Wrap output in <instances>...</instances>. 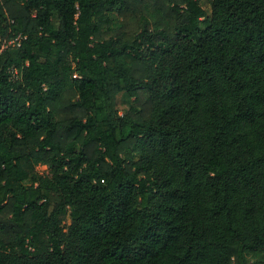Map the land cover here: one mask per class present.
<instances>
[{"label": "trees", "instance_id": "1", "mask_svg": "<svg viewBox=\"0 0 264 264\" xmlns=\"http://www.w3.org/2000/svg\"><path fill=\"white\" fill-rule=\"evenodd\" d=\"M200 1L0 0V264H264V0Z\"/></svg>", "mask_w": 264, "mask_h": 264}, {"label": "rangeland", "instance_id": "2", "mask_svg": "<svg viewBox=\"0 0 264 264\" xmlns=\"http://www.w3.org/2000/svg\"><path fill=\"white\" fill-rule=\"evenodd\" d=\"M200 3L206 9V11L208 13H210V5H209V3H207L204 0H201ZM9 42H11V41H9ZM4 47H6V46H3V48ZM12 70L14 71V68L13 67L10 68V71H12ZM131 101H132V99L129 98L126 94L119 93L116 96V99H115V105H116V109L118 110V112L120 114H122L129 107V105L131 104ZM36 170L39 173H41V174L47 172L46 166H44V165L37 166L36 167ZM69 223H70V219L67 217L66 220H65V222H64V224H65V226H67Z\"/></svg>", "mask_w": 264, "mask_h": 264}, {"label": "built area", "instance_id": "3", "mask_svg": "<svg viewBox=\"0 0 264 264\" xmlns=\"http://www.w3.org/2000/svg\"><path fill=\"white\" fill-rule=\"evenodd\" d=\"M9 44H12V45H14L15 44V40H11V42H9ZM17 45H18V43H16ZM13 74H15L16 73V71L14 70H12L11 71Z\"/></svg>", "mask_w": 264, "mask_h": 264}]
</instances>
